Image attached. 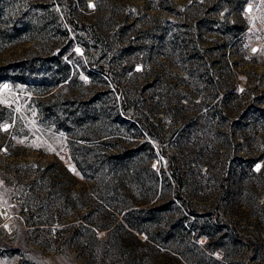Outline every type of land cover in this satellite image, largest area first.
Listing matches in <instances>:
<instances>
[{"label":"rangeland","instance_id":"1","mask_svg":"<svg viewBox=\"0 0 264 264\" xmlns=\"http://www.w3.org/2000/svg\"><path fill=\"white\" fill-rule=\"evenodd\" d=\"M261 110L264 0H0V264H264Z\"/></svg>","mask_w":264,"mask_h":264},{"label":"trees","instance_id":"2","mask_svg":"<svg viewBox=\"0 0 264 264\" xmlns=\"http://www.w3.org/2000/svg\"><path fill=\"white\" fill-rule=\"evenodd\" d=\"M195 62L197 64L198 68H201V69L203 68V62L201 60L197 59V60H195ZM5 70H7V69H5ZM200 74L201 75L199 77H197L196 79L199 80L200 83H203L205 85V88L201 92L203 94V99H202V102L199 101L198 103H194V102H192V103H193V106H195V107H201V108H204V109L208 108V110H207L208 112H207V114H206L205 117H202V116L201 117H197L195 119V122H197L196 124H200V123H203L204 121H209V120H212L213 121V120H216V123H218L216 125H221L222 126V123L221 122L224 119L225 106L228 105L231 102V100H229V102H227V100H228V98L230 99V97L232 95L231 94H228V96L226 97L225 100L224 99H220V101H217L214 105H212L210 107L209 106L206 107V105L211 104V100L217 98V95L215 93L213 94L214 91H212V90H210L208 88V86L211 85V83L209 81L208 76L205 75L206 74V71L205 72L202 71V73H200ZM115 77H117V74H115ZM168 104H170V103H168ZM178 104H180V106H182L181 103L178 102ZM159 105H160V103H158V105H157V103L155 104V106H159ZM168 109H169V107L167 108V110ZM260 113H264V111L261 110ZM238 121H239V119L236 121L235 124H238L237 123ZM241 128H242V126L240 127V129ZM213 152H209L206 155L210 159L219 156L218 153H217V150L215 151V153H213ZM118 158H119L118 156H114L113 157V159H118ZM236 158H237L236 161H239V160L242 161V159L240 157H236ZM248 160H250V159L245 160L244 163L247 164V170L251 171L253 161H248ZM215 175H216V173H215ZM252 175H255V174H252ZM182 176L183 175H180L179 173L178 174L177 173H175V174L173 173L174 181H175V183L177 184L178 187H181L182 184H183L182 183ZM222 195H223V199H222L223 202L231 203L232 196H233V191H226ZM150 202H151V199L148 200V203H150ZM255 206H256L257 213H260L262 216H264V203H262V205H259V203L256 202V205ZM166 208H167V206H166ZM156 209L157 208H155V207H150L149 210H147V211L150 212V213H153V212H155ZM134 213L135 212H133V211H128L127 213H125L123 215V219L121 221H124V219H125V221H127L129 223V228H131L135 232H141L142 230H144V228H142V226H144L145 223L143 225L141 224L142 226H140L137 223V220L138 219L133 216ZM129 217H132L133 219L130 218L131 220H128ZM262 220H264V218H262ZM262 220L259 217V221L257 222V226H259V227H261V228L264 229V221H262ZM132 221H134V223H132ZM181 229H184V228L182 227V228H180V230ZM208 230H210V229H208ZM228 230L231 233L235 234V227L234 228L233 227H230V228H228ZM215 231H216L215 233H219L218 230H215ZM188 233L190 234V231H188ZM215 233L213 234V231H210L208 233V232L204 231V229H203L202 232H199L197 234V238L205 237V238H208L209 239V244L211 243L212 244L211 246H213L212 247V252L221 250L220 245L214 243V241H213L214 239H212L215 236ZM223 239H224L223 237H219V239H217L216 242L217 243L218 242L220 243V242H222Z\"/></svg>","mask_w":264,"mask_h":264},{"label":"snow or ice","instance_id":"3","mask_svg":"<svg viewBox=\"0 0 264 264\" xmlns=\"http://www.w3.org/2000/svg\"><path fill=\"white\" fill-rule=\"evenodd\" d=\"M77 51H79V50H77ZM4 87L7 88V85H4Z\"/></svg>","mask_w":264,"mask_h":264}]
</instances>
